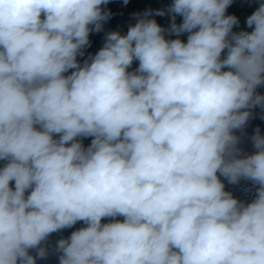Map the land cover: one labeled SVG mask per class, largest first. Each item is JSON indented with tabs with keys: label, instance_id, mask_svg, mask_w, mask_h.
<instances>
[{
	"label": "clouds",
	"instance_id": "9594fccd",
	"mask_svg": "<svg viewBox=\"0 0 264 264\" xmlns=\"http://www.w3.org/2000/svg\"><path fill=\"white\" fill-rule=\"evenodd\" d=\"M109 2L0 0V264L78 222L59 264H264V135L236 134L264 119V2L250 32L233 0L133 13L81 62Z\"/></svg>",
	"mask_w": 264,
	"mask_h": 264
},
{
	"label": "trees",
	"instance_id": "16d2710c",
	"mask_svg": "<svg viewBox=\"0 0 264 264\" xmlns=\"http://www.w3.org/2000/svg\"><path fill=\"white\" fill-rule=\"evenodd\" d=\"M173 0H128L127 5L125 6L123 4V0H110L109 4L106 6L107 9L111 10L113 13L110 20L107 21V23L110 25L109 27L104 26V31H101L99 33H92L90 34V44L91 46L85 49V56L84 57H78L81 62L83 59H86L89 54H95L104 43V33L107 31H113L115 30V27L112 25L115 24H123L126 21H133L135 20L133 17V13L143 12L146 9H160V8H166L169 6ZM260 2H264V0H233V3L231 6L227 9L226 14L229 15H235L238 17L240 24L238 27L234 26L233 31H240V30H246V31H252L251 28H248L246 25V19L248 16H250L255 9L258 7ZM157 20V23H159L163 27H167L169 24V17L168 16H155L154 17ZM182 20L181 17H177V23H180ZM175 38V37H172ZM181 39L187 40V34H183ZM138 67V61L134 62L132 65V69ZM130 69V70H132ZM71 71V70H70ZM257 92L264 95V86L258 87ZM261 109L256 108L253 110V118H250L246 128L241 132L237 131V135L241 136V143L240 147L243 149V151L247 154L249 150L250 142V136L254 133V130L256 127H259L261 130V134L264 135V119H261ZM91 137L85 138L83 140V143L85 146L89 145L91 142ZM5 164V161H0V168H2ZM221 180L225 183L226 190L231 191L233 195L241 200H247L248 202H251V200L255 196V191L253 190L250 193H246L244 189L249 185L250 182L247 181H241V183L237 185H229L226 180H224L223 177H220ZM10 186L14 188V181L10 182ZM119 219H122L119 218ZM106 222V221H105ZM84 226L83 222H78L76 225H74L72 228L64 229L62 232L59 233H53L49 237V255L46 259H37L36 264H59L58 262V256L53 251L54 245L58 239L63 237H67L71 234L72 231ZM33 251V255H34Z\"/></svg>",
	"mask_w": 264,
	"mask_h": 264
},
{
	"label": "rangeland",
	"instance_id": "374dc122",
	"mask_svg": "<svg viewBox=\"0 0 264 264\" xmlns=\"http://www.w3.org/2000/svg\"><path fill=\"white\" fill-rule=\"evenodd\" d=\"M135 23V20L133 21H126L125 23L123 24H115V25H112L115 27V30H118L121 32V34H126L127 30H128V26L129 24H134ZM105 27H109L110 25L106 22ZM251 142V141H250ZM255 149L252 147V143L249 145V150H248V153L249 154H252L254 153Z\"/></svg>",
	"mask_w": 264,
	"mask_h": 264
}]
</instances>
